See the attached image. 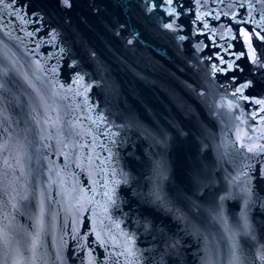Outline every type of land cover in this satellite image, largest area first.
<instances>
[{
    "label": "water",
    "instance_id": "95a60500",
    "mask_svg": "<svg viewBox=\"0 0 264 264\" xmlns=\"http://www.w3.org/2000/svg\"><path fill=\"white\" fill-rule=\"evenodd\" d=\"M99 11L74 19L88 30L84 37L106 26L89 22ZM20 37L18 76L3 74L15 91L35 80L37 65L30 38ZM237 40L254 63L264 59L248 39ZM210 55L225 66L234 53ZM241 62L223 72L228 87L218 79L216 89L185 97L134 72L137 87L67 78L7 96L0 103V264H161L164 252L166 264H234V249L239 264H264V118L242 121L256 106L248 102L252 87L239 89L252 71ZM36 79L45 84L44 75ZM245 189L251 196L244 199ZM172 242L177 248L166 250Z\"/></svg>",
    "mask_w": 264,
    "mask_h": 264
},
{
    "label": "snow or ice",
    "instance_id": "6c2138e0",
    "mask_svg": "<svg viewBox=\"0 0 264 264\" xmlns=\"http://www.w3.org/2000/svg\"><path fill=\"white\" fill-rule=\"evenodd\" d=\"M162 3H165V4H172L173 3V0H162ZM57 4L59 7L65 9V10H70L73 6H74V0H57ZM157 7V4L155 3H152V8L155 9ZM32 13L34 15H36V18L37 19H42V17L40 16L39 12L37 11L36 8H32ZM168 15L169 16H174L175 15V12L174 10H170L168 11ZM165 28L167 29H171V30H175L174 29V26L172 23H166L164 25ZM57 33L55 31H53V36H55ZM243 35L245 37L248 36L247 33H243ZM72 67H75V65H73ZM82 77H80V80L82 81ZM246 85L242 86V87H245ZM0 87H3V85H0ZM257 103H260V101H257ZM252 149H249V151H251ZM150 225H146L145 226V230L146 231H149L150 230ZM33 247H35V245H33ZM177 248V244L175 242H172L170 244H166V250L167 249H175ZM167 254V252H164V253H161V264H166V261H164V256ZM232 258H233V262L234 264H239V260H240V257L238 255V251L236 249L233 250V253H232ZM16 264H23L22 261L20 260H17L16 261ZM140 264H143V262L141 261Z\"/></svg>",
    "mask_w": 264,
    "mask_h": 264
}]
</instances>
